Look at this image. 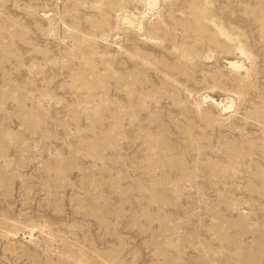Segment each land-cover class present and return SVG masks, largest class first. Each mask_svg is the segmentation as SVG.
I'll return each instance as SVG.
<instances>
[{
	"label": "rangeland",
	"instance_id": "rangeland-1",
	"mask_svg": "<svg viewBox=\"0 0 264 264\" xmlns=\"http://www.w3.org/2000/svg\"><path fill=\"white\" fill-rule=\"evenodd\" d=\"M0 264H264V0H0Z\"/></svg>",
	"mask_w": 264,
	"mask_h": 264
},
{
	"label": "bare ground",
	"instance_id": "bare-ground-1",
	"mask_svg": "<svg viewBox=\"0 0 264 264\" xmlns=\"http://www.w3.org/2000/svg\"><path fill=\"white\" fill-rule=\"evenodd\" d=\"M231 65H233V66H236V65H237V63H236V62H234V61H232V62H231Z\"/></svg>",
	"mask_w": 264,
	"mask_h": 264
}]
</instances>
